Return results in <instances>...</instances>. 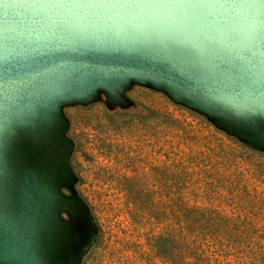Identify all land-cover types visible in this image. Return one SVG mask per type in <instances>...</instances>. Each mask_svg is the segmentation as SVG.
Returning a JSON list of instances; mask_svg holds the SVG:
<instances>
[{"label":"rangeland","instance_id":"374dc122","mask_svg":"<svg viewBox=\"0 0 264 264\" xmlns=\"http://www.w3.org/2000/svg\"><path fill=\"white\" fill-rule=\"evenodd\" d=\"M4 122L11 210L48 264H264V140L191 96L75 67ZM183 206L218 227L179 236Z\"/></svg>","mask_w":264,"mask_h":264},{"label":"water","instance_id":"95a60500","mask_svg":"<svg viewBox=\"0 0 264 264\" xmlns=\"http://www.w3.org/2000/svg\"><path fill=\"white\" fill-rule=\"evenodd\" d=\"M75 67L147 75L264 140V0H0V264H48L11 210L4 117Z\"/></svg>","mask_w":264,"mask_h":264},{"label":"trees","instance_id":"16d2710c","mask_svg":"<svg viewBox=\"0 0 264 264\" xmlns=\"http://www.w3.org/2000/svg\"><path fill=\"white\" fill-rule=\"evenodd\" d=\"M197 207L193 206H183L181 209V212H169L168 216L169 219H173V221H177L178 229H179V236L183 237V234L181 232L184 230L185 232H190L193 229L197 230V233L200 232L201 229H203L204 226L209 225V227H218L217 222L215 221L216 218L213 220V224H211V210L209 209H195ZM194 209V210H193ZM191 211L194 212V214H191ZM213 216H218V213L213 212ZM190 215V216H189ZM189 216V217H188ZM198 221V222H197ZM195 222V223H194ZM196 224V225H194ZM216 225V226H214ZM171 226V223H167V227ZM199 230V231H198ZM169 236L171 235L168 233ZM168 238V236H166ZM182 256V257H181ZM178 255V262L182 261V263H186L184 256ZM180 263V262H179Z\"/></svg>","mask_w":264,"mask_h":264}]
</instances>
